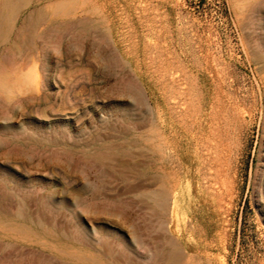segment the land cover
<instances>
[{
    "label": "rangeland",
    "instance_id": "rangeland-1",
    "mask_svg": "<svg viewBox=\"0 0 264 264\" xmlns=\"http://www.w3.org/2000/svg\"><path fill=\"white\" fill-rule=\"evenodd\" d=\"M0 264H264V0H0Z\"/></svg>",
    "mask_w": 264,
    "mask_h": 264
},
{
    "label": "bare ground",
    "instance_id": "bare-ground-1",
    "mask_svg": "<svg viewBox=\"0 0 264 264\" xmlns=\"http://www.w3.org/2000/svg\"><path fill=\"white\" fill-rule=\"evenodd\" d=\"M167 133H169V132H167ZM173 135V134H172ZM175 135V134H174ZM168 136L170 137V135L168 134ZM176 136H177V134H176ZM175 136V137H176ZM153 141H157V140H159L160 139V132L158 131V130H155V131H153L152 132V134H151V137H150ZM172 138V137H171ZM172 151V150H171ZM175 154V153H174ZM181 156H183V155H181ZM195 161V160H194ZM195 169V168H194ZM187 189V188H186ZM185 189V190H186ZM187 196V195H186ZM190 199V198H189ZM180 201H181V197H180ZM186 201V200H185ZM184 201V202H185ZM164 204V203H163ZM177 205V204H176ZM172 206V205H171ZM181 207V206H180ZM184 207V206H183ZM185 208V207H184ZM175 212H176V210H175ZM176 214H178V213H175L174 215L176 216ZM179 216V215H178ZM180 218V217H179Z\"/></svg>",
    "mask_w": 264,
    "mask_h": 264
}]
</instances>
